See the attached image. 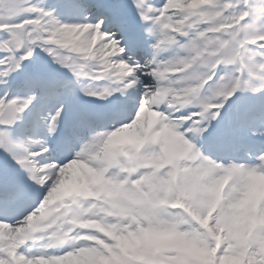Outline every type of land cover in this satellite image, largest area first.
Here are the masks:
<instances>
[{
  "label": "snow or ice",
  "instance_id": "1",
  "mask_svg": "<svg viewBox=\"0 0 264 264\" xmlns=\"http://www.w3.org/2000/svg\"><path fill=\"white\" fill-rule=\"evenodd\" d=\"M252 137L264 0H0V264H259L264 248L238 251L222 223L220 181L264 160ZM217 168L211 187H172ZM157 174L171 198L138 211L184 229L120 209Z\"/></svg>",
  "mask_w": 264,
  "mask_h": 264
},
{
  "label": "clouds",
  "instance_id": "2",
  "mask_svg": "<svg viewBox=\"0 0 264 264\" xmlns=\"http://www.w3.org/2000/svg\"><path fill=\"white\" fill-rule=\"evenodd\" d=\"M120 140L121 136L119 134L113 137V142ZM260 156L264 157V153H260ZM232 164H236V161H230L228 166ZM262 164H264V160H260L255 164L241 161L240 168L243 171L233 172L230 176L224 175V179L220 181V183L227 182L228 188L222 206L224 214L222 223L225 226L224 234L237 246L238 251H246L254 246L264 248V172L250 173L248 170L251 167L259 168ZM223 174L222 168L213 170L209 175H205L203 170L180 173L172 187L190 185L194 181H199L201 185L211 187L217 177ZM166 175L170 176V174ZM242 193L250 197L249 202L243 206L230 207L232 202ZM161 198H171L168 182L165 181L162 175H150L149 179L142 186L135 184L129 186L125 194L120 198L119 206L127 215L137 213L146 223L154 225L159 234L170 232L172 224H175L177 229H184V221L180 219L168 220L165 218L166 209L154 211L150 219L139 213L138 210L140 208H151ZM211 199L210 192L202 187L199 201L207 202ZM257 200H259V207L256 205ZM197 206L199 207V204ZM202 210L206 211V209ZM127 215L124 218H127ZM133 219H136V216H133ZM253 221L255 228H253ZM250 264H256V262L253 261ZM259 264H264V260L260 261Z\"/></svg>",
  "mask_w": 264,
  "mask_h": 264
},
{
  "label": "rangeland",
  "instance_id": "3",
  "mask_svg": "<svg viewBox=\"0 0 264 264\" xmlns=\"http://www.w3.org/2000/svg\"><path fill=\"white\" fill-rule=\"evenodd\" d=\"M50 2L54 3L55 0H50ZM89 15H91V14H89ZM240 155H241V156H244V153H240Z\"/></svg>",
  "mask_w": 264,
  "mask_h": 264
}]
</instances>
